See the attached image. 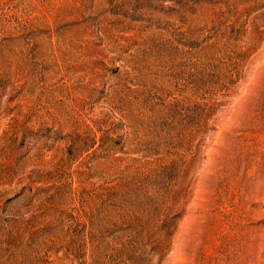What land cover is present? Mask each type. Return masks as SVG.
<instances>
[{"label": "rangeland", "instance_id": "374dc122", "mask_svg": "<svg viewBox=\"0 0 264 264\" xmlns=\"http://www.w3.org/2000/svg\"><path fill=\"white\" fill-rule=\"evenodd\" d=\"M0 264H264V0H0Z\"/></svg>", "mask_w": 264, "mask_h": 264}]
</instances>
